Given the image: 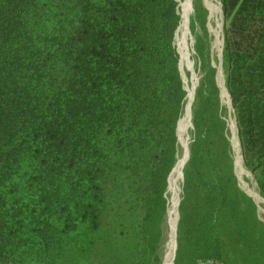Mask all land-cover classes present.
Wrapping results in <instances>:
<instances>
[{
    "label": "trees",
    "instance_id": "trees-1",
    "mask_svg": "<svg viewBox=\"0 0 264 264\" xmlns=\"http://www.w3.org/2000/svg\"><path fill=\"white\" fill-rule=\"evenodd\" d=\"M186 1L0 0V264H162L189 109L174 262L264 264L207 25L221 8L193 0L190 102ZM220 2L225 85L264 198V0Z\"/></svg>",
    "mask_w": 264,
    "mask_h": 264
},
{
    "label": "rangeland",
    "instance_id": "rangeland-1",
    "mask_svg": "<svg viewBox=\"0 0 264 264\" xmlns=\"http://www.w3.org/2000/svg\"><path fill=\"white\" fill-rule=\"evenodd\" d=\"M181 1L182 0H179L180 8H181ZM192 2H193V0H187L186 1L183 24L180 27V31H179V34L177 36V45L179 47V50L181 51L182 56H184V59H185V64H184V66H185L184 70L185 71L183 70V68L180 65V72H181V74H182V76L184 78L188 77V79L190 81H191L192 78H194V81H193V85L194 86H193V88L191 90V93H190V100H189L190 102H191V100L194 97L193 89H194V87L196 85V81H198L197 79H198V76H199V73L195 69V64H194L195 62H194V59H193V57L195 55V50H194V47H193V45H194V34H193L192 29H191V15H192V12H193ZM204 2L207 5V7L208 6L210 8L212 7V10H214V11L216 10V8H215L216 6L218 7V9L220 8V6H222L220 0H204ZM208 10H209V8H208ZM223 19L224 18H223L222 10H221V12L219 11V12H214V13L212 11L211 15H210V10H209L207 25H208V29H209L212 37H213V39H212V47L211 48H212V54L217 60L216 66H218V67H219V65L221 63V60H220L221 49L224 47V43L222 42L223 37H224V20ZM189 25H190V43H192V44H190L187 41V34L189 32ZM175 39H176V35L174 37V45H175L176 50H177ZM189 53L192 54L191 55V59H192L191 62L188 59V56L186 55V54H189ZM222 53H223V50H222ZM193 64H194V69H193ZM222 68H223V65H222ZM221 77H222L221 78L222 80L225 79L223 71H221ZM221 90H222V88H221ZM225 93H226V91H225ZM222 101L228 107L229 117H228L227 120H228V125H229L230 131H231L230 139H231L232 145H233V142H234L233 134H234L235 140H236V137H237V141H238V144H239L238 134H237V127H236V120H235V117L233 115V106L231 107V105L229 103V97H228V100H227V98L225 96H224V98L222 96ZM188 111H190V109ZM234 129H236V136H235V133H234ZM192 131H193V128L191 129V125H190V122H189V116H188V112H187V116H186V118H185V120H184V122H183V124L181 126V130H180V137H181V142H182V151H181V159H180L179 163H181L183 161V159L186 156V151L189 149L190 140L192 139ZM237 141H236V149H237V151H236L235 172H236V174L238 176V180H239L240 186L245 191L250 187L252 190L257 192V194L261 195L260 192H259L258 183H257V176L259 175L258 174L259 171L253 173V172L249 171L245 167L244 160H243L244 158H243V155H242V152H241V148H239L240 145L237 144ZM238 148L240 149V152H239ZM233 157H234V160H235L234 150H233ZM182 179H183L182 166L181 165L180 166L177 165V167H176V169H175V171L173 173V176H172V182H171L170 188H169V183H168L167 198H168V202H169V207L172 206V201H173L174 198H176L177 204L179 203V205H180L179 198L181 196V186L183 185ZM183 192H184V185H183ZM180 201H181V199H180ZM258 204H260V206L264 209V201H262L261 203L258 202ZM177 211H178V205H177V208L175 207V209L173 210V212H172L173 215H170V210H169L168 216H167V220L164 221L165 234H164V239L162 241V246H161V249H160V254H161V257H162V264H163L164 257H165V254H166V249H167L166 241H167V236L169 235L168 231L170 232V230H171V227H172L171 223L173 222L172 218L176 214ZM167 261H168V256L166 254L164 264H166Z\"/></svg>",
    "mask_w": 264,
    "mask_h": 264
},
{
    "label": "water",
    "instance_id": "water-1",
    "mask_svg": "<svg viewBox=\"0 0 264 264\" xmlns=\"http://www.w3.org/2000/svg\"><path fill=\"white\" fill-rule=\"evenodd\" d=\"M220 8H221V10H222V13H223V9H222V6H220ZM192 9H193V2H192ZM178 29V28H177ZM176 32H177V30H176ZM176 32H175V35H176ZM222 42L224 43V37H223V40H222ZM222 50H223V48L221 49V53H220V60H221V63H220V65H219V67L217 66V68H218V76H217V81H218V84H219V86L222 88V89H225V91H226V93H227V96L229 97V103H230V105H231V107H232V101H231V98H230V93H229V91H228V89H227V87H226V85H225V79L224 80H220L219 79V74H220V72L221 71H223V68H222V65H223V53H222ZM178 69H179V63H178ZM179 72H180V69H179ZM180 74H181V72H180ZM181 77H182V80H183V76L181 75ZM199 79H200V77L198 76V83H197V85H196V90H197V87H198V85H199ZM183 86H184V80H183ZM184 89H185V86H184ZM186 90V89H185ZM180 120V119H179ZM179 120H178V122H179ZM178 124V123H177ZM192 128L194 129V125H193V123H192ZM177 136H178V134H177ZM178 139H179V137H178ZM192 142V139L190 140V143ZM189 157H190V148H189V150H188V156H187V162H188V160H189ZM173 170H174V168L172 169V171H171V173L173 172ZM171 173H170V175H171ZM236 173V172H235ZM170 175H169V177H170ZM237 175V174H236ZM238 177V176H237ZM184 180H185V172L183 173V179H182V181H183V185H184ZM168 183H169V179H168ZM242 188V187H241ZM244 190V189H243ZM245 191V190H244ZM249 196H251L252 198H254V196L252 195V194H250V193H248L247 191H245ZM261 196V195H260ZM182 199H183V197H182ZM261 199L264 201V198L261 196ZM254 200H256L255 198H254ZM182 201V200H181ZM179 218H180V211H179V216H178V220H177V226H176V235H175V248H174V253H173V260H172V264H175V257H176V251H177V245H178V222H179Z\"/></svg>",
    "mask_w": 264,
    "mask_h": 264
},
{
    "label": "crops",
    "instance_id": "crops-1",
    "mask_svg": "<svg viewBox=\"0 0 264 264\" xmlns=\"http://www.w3.org/2000/svg\"><path fill=\"white\" fill-rule=\"evenodd\" d=\"M247 192H249L250 194H252L254 196V198L256 200H254L258 206V216L261 220L264 221V209L260 206L259 203L262 202V200L260 199V195L257 194V192H255L254 190H252L250 187L246 190ZM253 198V199H254ZM258 201V202H257ZM173 222L171 223V230L170 232L168 231V236H167V241H166V254L168 256V261L166 264H172V260H173V253H174V248H175V233H176V220H177V212H176V215L173 216L172 218ZM166 254H165V257H166ZM165 257H164V261H165ZM164 261H163V264H164ZM200 264V263H199Z\"/></svg>",
    "mask_w": 264,
    "mask_h": 264
},
{
    "label": "bare ground",
    "instance_id": "bare-ground-1",
    "mask_svg": "<svg viewBox=\"0 0 264 264\" xmlns=\"http://www.w3.org/2000/svg\"><path fill=\"white\" fill-rule=\"evenodd\" d=\"M180 68V67H179ZM221 73V72H220ZM182 75V74H181ZM184 78V77H183ZM197 83H198V81H197ZM195 90V89H194ZM225 89H222V96H223V98H224V96L227 98V100H228V96H227V94L225 93V91H224ZM193 95H194V91H193ZM188 116H189V122H191V117H190V111H188ZM237 127V126H236ZM234 133H235V136H236V129H234ZM236 141H237V137H236ZM237 144H238V141H237ZM239 145V144H238ZM240 148V147H239ZM238 148V149H239ZM189 150V149H188ZM188 150L186 151V156H185V158L183 159V161L181 162V163H179L178 164V166H180V165H182L185 161H186V157H187V154H188ZM239 152H240V149H239ZM260 199H261V196H260ZM262 200V199H261ZM263 201V200H262ZM177 200H176V198H174L173 199V201H172V206L171 207H169V210H170V215H173L172 214V212H173V210L175 209V207L177 208ZM176 215V214H175ZM174 215V216H175ZM175 235H176V233H175Z\"/></svg>",
    "mask_w": 264,
    "mask_h": 264
},
{
    "label": "built area",
    "instance_id": "built-area-1",
    "mask_svg": "<svg viewBox=\"0 0 264 264\" xmlns=\"http://www.w3.org/2000/svg\"><path fill=\"white\" fill-rule=\"evenodd\" d=\"M9 264H12V263H9ZM200 264H225V263L221 260L207 259L205 261H201Z\"/></svg>",
    "mask_w": 264,
    "mask_h": 264
}]
</instances>
